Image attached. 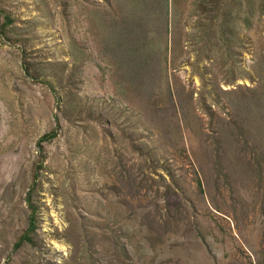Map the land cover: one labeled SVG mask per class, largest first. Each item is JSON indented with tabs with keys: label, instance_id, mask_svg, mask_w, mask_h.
I'll return each instance as SVG.
<instances>
[{
	"label": "rangeland",
	"instance_id": "obj_1",
	"mask_svg": "<svg viewBox=\"0 0 264 264\" xmlns=\"http://www.w3.org/2000/svg\"><path fill=\"white\" fill-rule=\"evenodd\" d=\"M68 1L66 20L54 0H0V11L17 19L13 43L0 39V264H111L114 231L131 264H264L260 182L239 181L207 148L234 117L224 92L257 87L264 23L242 32L233 70L242 79L228 85L232 67L215 52L201 56L200 28L183 14L170 45L173 102L165 87L154 99L125 100L119 86L139 83L124 78L96 35L103 28L95 30L94 20L111 13L102 3ZM24 62L56 91L34 82ZM158 102L178 110L181 130L171 133L172 110L157 117ZM56 117L60 135L46 147L36 195L38 239L15 252L28 227L37 144Z\"/></svg>",
	"mask_w": 264,
	"mask_h": 264
},
{
	"label": "trees",
	"instance_id": "obj_2",
	"mask_svg": "<svg viewBox=\"0 0 264 264\" xmlns=\"http://www.w3.org/2000/svg\"><path fill=\"white\" fill-rule=\"evenodd\" d=\"M88 0L89 4H104L109 14L103 19L97 18L99 29L97 37L104 45L106 53L118 57V62L124 66L125 79L137 81V88L127 82L121 84L118 94L127 100V95L137 94L140 99L151 95L154 99L157 89L162 91L163 87L168 91L170 100L174 99L171 90L168 70L170 68V56L174 52L172 40L179 28L183 14L189 13L200 28V40L205 43L201 49L206 54L217 55L222 67L231 66L234 78L229 79L228 85H235L239 78L235 76L237 61L235 58L241 56L240 47L243 31H253L259 23H264V0ZM55 5L63 7L65 19L69 18L70 4L68 0H54ZM17 19H14L5 11H0V39L3 38L13 43L12 34L16 31ZM172 39V40H171ZM73 46L77 48L75 41ZM75 47L70 46V51L75 63L78 57ZM24 70L34 82H41L49 86L54 92L55 88L49 82H42L37 75H31L29 68L24 62ZM255 72L258 75L257 87L239 88L228 95L229 104L233 110V116L227 125L221 126L220 136L207 146L209 154L215 160V164L222 168V162L230 166L233 174L239 181L252 180L256 176L260 182L259 189L264 192V52L255 64ZM245 79L253 78L244 76ZM122 79V78H121ZM124 80V79H122ZM254 82L255 79H254ZM130 93V94H129ZM69 95V94H68ZM60 102V100H58ZM156 104L157 117L165 116L169 110L174 118L170 123L171 133L181 130V122L178 110L173 106H161ZM207 107V106H206ZM60 108V104H58ZM71 109V107H67ZM74 109V108H72ZM190 111L187 112V114ZM176 118V119H175ZM178 118V120H177ZM197 120V119H196ZM201 120V119H200ZM186 121V120H185ZM197 125V123H196ZM201 129V125H198ZM227 127H230L228 130ZM60 135V122L56 117V129L44 136L37 144V162L34 165L32 187L26 199L30 211L28 227L19 236L15 244V252H19L28 246L36 245L39 235V207L36 205V195L40 188V179L45 170L46 147L51 146ZM253 140L255 145L252 146ZM250 154L254 159H250ZM223 170V169H222ZM143 183L137 187L142 189ZM201 190V182H199ZM264 195V193H263ZM156 220H153V223ZM158 224V221L156 222ZM88 241L87 235L84 236ZM111 249V264H131L126 245L123 244L113 232L107 241Z\"/></svg>",
	"mask_w": 264,
	"mask_h": 264
}]
</instances>
